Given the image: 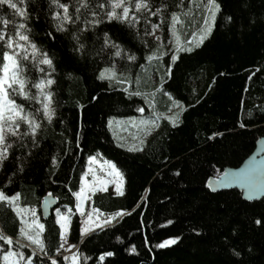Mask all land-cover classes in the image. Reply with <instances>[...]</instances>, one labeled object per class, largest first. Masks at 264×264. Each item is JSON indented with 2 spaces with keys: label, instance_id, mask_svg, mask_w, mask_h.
Masks as SVG:
<instances>
[{
  "label": "trees",
  "instance_id": "obj_1",
  "mask_svg": "<svg viewBox=\"0 0 264 264\" xmlns=\"http://www.w3.org/2000/svg\"><path fill=\"white\" fill-rule=\"evenodd\" d=\"M14 2L25 9L27 19L14 16L15 10L4 5L0 16L9 24L0 21V29L7 34L13 22H24L30 40L52 59V72L47 65H39L45 69L41 73L30 61L22 63L27 65L24 75L31 93L37 91L32 83L45 74L55 80L50 90L56 116L51 125L42 121L40 146L26 161L16 160L26 149L11 138L14 146L0 162V191L7 196L19 192L20 208L35 211L44 225V250L39 254L23 244L20 229L24 225L19 215L6 201H0V233L12 240L8 244L0 239V264L7 251L24 253L32 264H52L50 258L56 264H70L58 253L60 227L55 215L45 222L41 219L40 201L48 194L58 199L57 208L73 210L67 241L79 246V264H264V199L249 203L237 190L213 193L208 186L225 171L238 168L264 137V0H215L220 10L211 35L191 52H179L167 69L165 57L152 62L146 57L174 40L172 13L178 14L177 43L190 47L183 45L203 25L208 0H149L151 12L164 6L163 19L160 14L144 19L142 12L137 13L140 19L132 27L127 21L104 18L95 29L78 33L85 44L80 51H75L78 45L72 39L76 26L67 24V31H56L57 8L55 4L49 8L50 0ZM60 2L69 3L70 13L74 10V0ZM98 2L105 4L104 11L110 10L107 0ZM133 10L134 0L130 15ZM153 23L162 31L157 42L146 35ZM105 32L121 46L119 57L111 44L103 46ZM4 51L9 50L0 41V66ZM133 53L137 59L128 63L127 55ZM118 63L119 79L130 77V83L98 78L103 69ZM125 87L143 95L129 98ZM145 95L159 114V127L145 137L139 149L121 147L108 122L138 119L142 112L137 107L151 114ZM13 98L26 110L39 107L20 96ZM174 101L183 107L176 114L175 125L163 116ZM53 156L58 167L51 163ZM89 156L112 161L124 177L122 195L94 193L91 208L104 215L124 214L84 237L73 193L80 190ZM21 163L23 172L18 171ZM169 220L173 222L168 224ZM167 239H176V243L157 247Z\"/></svg>",
  "mask_w": 264,
  "mask_h": 264
},
{
  "label": "snow or ice",
  "instance_id": "obj_2",
  "mask_svg": "<svg viewBox=\"0 0 264 264\" xmlns=\"http://www.w3.org/2000/svg\"><path fill=\"white\" fill-rule=\"evenodd\" d=\"M33 3H36L37 0H32ZM108 7L110 10H105V4L98 2L96 0L93 3V0H74L72 7L73 11L70 13L69 11V3H61L60 0H50L49 8H51L52 4L56 5L57 11L54 13V18L56 20V31L65 32L67 31V24H71L76 26V31L72 32V39L76 41L78 47L75 51H80L85 48V44L80 42V35L78 33H83L87 31L89 27L95 29L97 25L103 22V19L111 21L113 19L118 21H127V23L134 27L136 22L139 21L140 16L137 13H141L142 11H150L151 5L149 4V0H134V8L135 11L131 13L130 17V8L133 5V0H107ZM7 5L8 8L14 9V16H20L27 19L28 13L25 11L23 7H18V4L14 2V0H0V7ZM164 7L161 5L160 7H156L154 12L150 11V15H161L163 19V15L161 12V8ZM207 9V13L204 19V27L202 28L201 34L198 38H196V34H193L195 47H199L205 39L209 35H211L212 28L215 24L216 13L220 10V5L215 2V0H208V3L204 5ZM62 9L63 11H59ZM99 9L100 11H97ZM117 9H122L121 12H117ZM91 17V18H89ZM227 19H231L228 17ZM0 21H3L5 25L9 24V21L4 19L3 16H0ZM178 22V14L172 13V31L175 36V24ZM150 23V22H149ZM79 24H83V27H79ZM152 32L146 33V35H153L155 30L159 27V25L153 23L151 24ZM30 31L26 27L24 22H20L16 24L13 22V29L11 32L6 34L5 30L0 29V41H4L6 47L10 51H4L3 53V61L4 63L0 66V162L4 161L8 158L10 149L13 148V143L9 142L11 138H14L16 142H18L17 146L21 149H26L24 155L16 157L17 161H26L28 157L33 155L32 150L39 148L40 139H38V133L42 130V121L46 120L49 125L53 123V118L56 116V109L54 106L53 92L50 90L51 85L55 83V80L51 78L49 74H45L40 79L36 80L32 83V87H34L37 91L35 94L31 93L30 89L26 87L28 85L29 80L24 75L26 70V64L22 62H31L33 67L38 68V71L41 73L45 72L43 67H39V65H47L49 72L55 71L53 66L52 59L48 57L47 53H41L37 48L36 44L32 42L27 34ZM51 35V33H49ZM177 41L179 37H176ZM156 40H160L159 36H156ZM109 44L113 48L116 49L115 56L119 57L121 55V46L113 43L108 33H104V47H107ZM176 48V53L171 56V62L174 64L178 59V53L181 51L191 52L192 47H180L177 43L174 45ZM165 55L163 52L153 51L150 55L146 57L149 62L153 60H158L161 56ZM127 59L129 61H135L137 59L136 55L133 53L131 55H127ZM144 68V65L140 66ZM171 68L168 69V73L170 74ZM116 76V72L114 68H105L99 74V79H109L111 80ZM131 78L129 77L126 80H118L117 83L120 85H124L126 83H130ZM139 77H137L136 83L139 84ZM163 84V77H161V85ZM124 92L131 98L132 96H141L143 95L140 91L129 92V89L125 87ZM159 91V89H157ZM154 95V94H153ZM14 96H20L24 100L34 101L39 104V107L34 108L32 110H26L23 103L18 104L16 100L13 98ZM171 98V97H170ZM145 103L149 104V107L152 106L148 97L145 95ZM179 101H174V105H179ZM138 112H143L144 109L142 107H137ZM181 111H183V107L181 106ZM159 119V114L155 115V118L152 120H141L142 124H153L156 127H159L157 120ZM168 119L176 124L178 120V116L174 119L173 117H168ZM131 123L136 122V118H130ZM109 127L112 126L113 120H109ZM117 123H120L119 121ZM23 126V130H22ZM242 127L244 125H241ZM115 135V133H114ZM214 135H222V134H214ZM79 140H77V144ZM124 147V145H121ZM130 150H136L135 148H130ZM95 156H89V169L87 172H84L81 175V184L80 190L74 192L73 195L76 197L75 210L80 213L81 217H87L83 223L88 224L89 221L92 220L93 217L96 218V222L94 224L95 227L103 228L107 227L111 224L117 217H121L124 213L115 212L110 215H107L105 219L101 220L100 216L103 215L100 213L98 208H91L90 211L85 213L84 202L86 199H90L87 196L86 191L93 190H103L105 185L108 183L115 184L116 194L122 195V185L124 182L123 174L116 167V165L110 161H104V165L107 168V175L110 179L104 180L102 176H98L95 171L92 170L91 165L95 162ZM53 166L58 167V160L56 156L52 157L51 161ZM19 172L24 171V165L21 163L18 167ZM89 174L92 175L93 181L91 182V187L86 189V185L89 184L88 181L85 180V177ZM179 175V173H176ZM222 179L218 180V184L220 186H228L233 183L237 179L241 183H250L247 178L243 175L239 177L230 176L227 172L221 174ZM211 186V185H209ZM20 198V193L17 192L12 196H7L3 191H0V201H8L13 205L18 215L22 212H25V209H21L18 205V200ZM73 210L68 208L66 212H61L59 208L55 209L56 223L60 227V237L61 239H65L67 235V229L69 228ZM32 215L35 217V211L32 210ZM118 222V221H117ZM173 221H167L168 224H171ZM23 223V221H22ZM259 223V221H257ZM32 224L35 225L39 231L35 232V235L30 234L25 230V228H21V235L27 237L29 241H32L36 244L41 251L44 250V243L40 239V232L44 230V225L39 223L36 219H33ZM93 225L89 224L88 227H82L81 232L87 233L91 230ZM31 227V225H29ZM0 239L5 240L8 244L12 243L10 237L4 236L0 233ZM19 243V241H18ZM176 243V239H167L162 243L157 245V247H165L171 244ZM22 247L24 245H21ZM63 247V245H61ZM135 247L132 248V251L135 252ZM19 255V258L24 259V253H16L12 251H7L4 254V260L8 262V264H19V260L11 259ZM107 255H112V253H108ZM239 255V253H237ZM67 259V258H65ZM103 259V257H101ZM76 257H73V261L75 262ZM27 264H32L31 258H28ZM52 264H56V260H52Z\"/></svg>",
  "mask_w": 264,
  "mask_h": 264
},
{
  "label": "rangeland",
  "instance_id": "obj_3",
  "mask_svg": "<svg viewBox=\"0 0 264 264\" xmlns=\"http://www.w3.org/2000/svg\"><path fill=\"white\" fill-rule=\"evenodd\" d=\"M134 11H135V8H134L133 12ZM142 13H143V18L144 19L148 18L149 20H151L152 18H156V16H157V15H155V16L150 15V11H142ZM205 15L206 14H204V19H205ZM216 15H217V13H216ZM129 18H131V15H130ZM204 19H203V25L201 26L200 30L196 34V38H198L200 36L202 28L204 27ZM159 24H162V21H160ZM152 31L153 30L151 29V32ZM161 34H162V31H161V27L159 25V27L155 30V33L153 35H151V40L157 42L158 40H156V36L160 37ZM176 36L177 35L174 36V40L168 41L166 44H164L163 47H161L160 52L165 53V55H163V57H165V62H164L165 63L164 64L165 65V69H167L168 66H170L171 56L173 55L172 52L175 50L174 49V45L177 43ZM193 41H194V37L189 39L183 46L187 45V46H190V47L193 48V47H195V44L193 43ZM156 47H159L158 43H157ZM171 49H173V50L170 51ZM128 63H131V62L129 61ZM120 69H121V63H118L116 65V67L114 68V71L116 72V76L114 78H112L110 81H112L114 83H117L118 80H124V79H119V77L117 75V74H121V73L118 72V70H120ZM142 72H144V71H142ZM125 75H127V74H125ZM152 81L156 82L155 77L154 78L152 77ZM180 108H181V105H174L173 103H171L169 105L168 111L163 116L166 117V118H168V117L175 118L176 114H178L180 112ZM150 110H151V114L150 113L149 114L148 113L145 114V113L142 112L141 116L138 119H136L135 123L129 122L130 120H116V121H119L120 123H114L116 121L113 122L114 124H112L111 129H113V133H115L114 136L119 141V143L125 145L128 148H135V149H139L140 148L141 143L143 142L145 137L149 133L154 132L156 130V128H157L155 125H153L151 123H149V124L140 123L141 120H144V119L152 120V119L155 118V115H157L155 105H153L150 108ZM157 123L159 124V119L157 120ZM91 167H92V170L95 171L98 176H102L104 180L110 179L108 177V175H107V168L104 165V161L100 160L99 158H96L95 162L91 165ZM88 169H89V161L87 162V165H86V167L84 169V172H87ZM85 180L89 182V184L86 185V189L90 188L91 187V182L93 181L92 175L89 174L88 176H86ZM103 191H108V192H111L113 194H116L115 184L114 183H108V184L105 185V188L103 190L86 191V194H87V196H89L91 198V196L94 193L103 192ZM122 193H123V185H122ZM6 202L15 210V208L13 207V205L11 203H9L8 201H6ZM16 203H18V202H16ZM84 208H85V213H87L88 211L91 210L90 199H86L85 200ZM25 210L26 211L22 212L19 215V217H20L21 221H23V225H24L25 230L27 232H29L30 234L35 235V232L39 231V229H37L35 227V225L32 224L33 219H36L38 221V218L36 217V213H35V217H33L32 210H27V209H25ZM60 210H61L62 213L66 212L65 210H62V209H60ZM77 214L79 215V217L81 219V228L82 227H88L89 224L93 225L89 232H87V233H82L81 232L82 236L85 237L88 234L92 233L94 230L99 229V227H95L94 226V224L96 222V218L95 217H93L92 220L89 221L88 224H85V223H83V221L86 220L87 217L86 216L85 217H81L79 212H77ZM54 215H55V211H54ZM106 216L107 215L103 214V215L100 216V219L103 220V219L106 218ZM55 220H56V216H55ZM29 225H31V227H29ZM68 234H69V228L67 229V235H66L65 239H61V237H60V243L61 244H60V249H59V252H58L59 256L63 257L64 259L67 258L66 260H68V262L70 264H79L78 258L76 256L77 247H74L73 245L68 243V241H67ZM20 238H21L20 240H22V242L24 241L23 244H26V245L30 246V248H32L35 252L41 254L40 253L41 250L39 249V247L36 244H34L32 241H29L26 236L21 235ZM40 239L42 240L41 232H40ZM61 245H63V247H61ZM12 252H15V251H12ZM16 253H18V252H16ZM74 256L76 257L75 262L73 261V257ZM3 257H4V255L2 256L3 264H8V262H6ZM11 259L19 260V264H27V261H28L25 258L21 260L19 258V255H17L16 257H13ZM53 259L54 258H50V260H53Z\"/></svg>",
  "mask_w": 264,
  "mask_h": 264
},
{
  "label": "water",
  "instance_id": "obj_4",
  "mask_svg": "<svg viewBox=\"0 0 264 264\" xmlns=\"http://www.w3.org/2000/svg\"><path fill=\"white\" fill-rule=\"evenodd\" d=\"M225 172L230 176L239 177L243 175L250 183H241L237 179L228 186H220L218 180L222 179L221 175L209 183L211 186L208 185L213 193L237 190L242 194V198L246 202L252 203L264 199V137L257 141L253 153L238 168L229 169ZM58 206L59 201L57 198L51 194L44 196L40 201L39 207L42 221L45 222L51 219ZM78 248L79 246H77Z\"/></svg>",
  "mask_w": 264,
  "mask_h": 264
}]
</instances>
